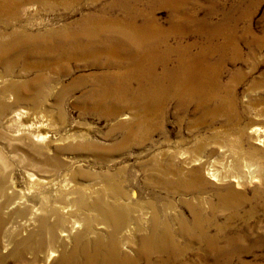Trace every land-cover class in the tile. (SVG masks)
Segmentation results:
<instances>
[{
    "label": "rangeland",
    "instance_id": "obj_1",
    "mask_svg": "<svg viewBox=\"0 0 264 264\" xmlns=\"http://www.w3.org/2000/svg\"><path fill=\"white\" fill-rule=\"evenodd\" d=\"M45 1L46 5L37 2L25 5L24 11H21V7L18 8L22 13V23L32 22L34 30L41 25L44 30L50 27L59 31L68 28L67 30L76 33L79 27L75 20L81 17V14L76 9L75 0ZM158 1L163 2V0ZM207 1L213 2L214 5L207 4ZM194 2L201 3L203 7L199 12L203 21L201 26L197 25V15L187 6L180 5L177 11L181 22H186L189 26L188 31H183L185 37L181 41L184 46L196 44L193 49L195 48L194 52H197L204 49L201 46L205 43L211 47L208 48L209 51L216 46L227 45L225 57L219 51L213 53V62H222L218 84H221L223 88L217 90L212 83H208L214 93L218 92V97L209 99L199 112H194L196 105L194 102L187 101L178 106L175 99L168 100V103L167 100L163 102L158 99L149 102L147 99L137 97L135 99L139 98L137 100L139 103L125 104L127 100L120 97L119 92L114 89H110L111 100L106 102L98 95L88 97L99 88V84L106 81L100 78V74L109 69L98 66L101 61H109L114 66L115 61L119 64L120 60H124L120 70L114 66L116 70L109 72H123L131 67L124 54H113L116 51H102L104 53L102 54V52L96 53L86 49V53L75 52V55H71L73 58L62 56L57 61L56 68H43L40 70L43 72H39V69L25 71L23 63L27 65L29 62H25V56L21 51H18L19 53L15 51L16 53L13 52L14 55L9 56L8 59L13 60L14 56L19 58L17 64L15 60L12 73L7 77L4 74L10 70L4 69L6 67L0 61V92L3 86L11 82L20 85L30 81L32 89L29 92L21 91L19 94L21 100L13 96L14 94L7 97L10 101L7 103L8 112L1 113L2 116H0V136L5 134L4 136L9 140L0 139V151L8 154L10 163L17 165L20 162L18 158H23L24 154H27L24 158L32 154L29 153L31 146L27 149L22 143V140H26L27 136L29 138V135L25 137L21 135L32 130L34 134L37 132L36 134L56 139L52 144L55 153L60 159L72 156L74 162L65 167L60 159L55 158L52 160L55 164L49 162L45 165L49 168L44 166L45 174L35 173V177L44 178L48 174L50 178L67 179L74 186L73 189L69 187L66 191L70 192L67 196H96L97 193L102 196L103 192V196H112L107 191V185L110 184L120 186L123 193L118 189L119 196H128L130 191L136 192L135 195L133 194L135 199L132 201L137 205L132 217L134 216L137 223L134 225L138 228L135 229L132 239L138 241L150 232V225L143 229L139 225L141 210L147 211L148 217L155 213L159 228L165 236L164 243L170 244L176 241L181 249H186L183 256L178 250H176L177 253L175 252V256H181L180 264H240L242 260L249 264H256L255 261L264 262V243L256 242L259 237L264 240V210L260 207L261 199H254V203H258L255 207L246 204L240 209L241 213L246 209L249 210L246 217L247 228L237 227L240 221L235 223L236 228L227 227L225 232L222 231L223 234L215 228L216 223L227 226V217L232 211L224 209L225 204L219 197L221 193L226 192L227 185H232L237 192L248 199L256 194L264 198V173L260 171V167L264 166V0H239L237 3L227 0L228 7L224 0H194ZM102 4L103 1L99 0L96 6H102ZM152 8L157 22L168 27L170 21L168 8L157 2L153 3ZM13 9L16 10L17 7ZM208 12H212V16L207 22L205 18ZM86 13H89L87 8ZM225 13L230 15L232 20H238L235 41L229 40L225 28L220 31L218 37L213 38L208 33L202 32V30L218 27L220 24L224 25ZM10 14L12 12L9 11L0 15V31L1 28H5L3 25L5 21L16 22V19L9 17ZM114 14H120L119 9L115 10ZM188 17L192 19L191 22L187 20ZM136 23L140 25L143 22L138 19ZM6 29L8 31L4 33L5 36L3 37L0 33V38L9 40L11 36L9 32L12 29ZM15 29L16 34H20L19 25ZM164 38L167 46H172L178 40L174 37L165 36ZM234 43L236 44L233 47ZM179 53L180 48L174 45L175 59H178ZM43 55L38 59L29 57V60L35 59L36 65L40 67L41 61L54 57L49 54ZM40 75L42 79L39 83L37 77ZM136 83L137 81H133L132 85ZM136 86L138 83L135 89ZM171 87L168 85L167 91H170ZM188 88L196 92L201 99H206L195 86ZM19 106L27 110L28 114L23 117L14 115L13 111ZM253 129L257 131L254 132ZM63 138L68 141H59ZM78 139L81 140L78 141ZM49 140L47 143L50 142ZM16 142L17 146H15ZM65 143L71 145L63 149L62 146ZM11 146L12 148H8ZM18 150L20 153H17ZM99 156L102 160L96 161ZM191 159L194 161L193 164H189ZM15 165L10 172V180L13 181L14 187L8 189V196H32L33 192L38 193V190L40 191L38 196H45L48 193L51 194L50 196H64L60 193L62 187L58 183L55 185L54 182L51 187H44L48 190H41V187L38 188L36 185L38 180L34 176L31 179L27 171ZM55 165L61 167L57 168ZM214 167H217L222 175H236L240 182H235L233 179H231L232 183L229 179L208 181L209 179L205 178L206 172ZM112 173H118V175L107 180L108 174ZM194 173L212 184L202 187L204 190L195 195L187 194L185 187H192L194 183H197L190 176ZM86 186L89 187L87 191ZM136 199H139L138 202ZM91 201L89 206L95 207L91 205ZM6 202L8 203V200ZM210 203L215 204V208H212ZM196 208H198L197 214ZM11 211L8 212L12 213V216L4 213L1 217L0 244L3 242L7 245L8 239L15 241L19 236L27 235V232L22 230L23 220L16 213V208ZM128 215L129 211H125L123 218L127 219ZM200 216L207 219H203L200 224L204 231L209 228L211 233L221 234L217 251L212 252L210 247L207 248L199 242H192V236L196 233L194 221ZM75 218L81 220L80 214L74 216ZM185 227L190 228V235L183 234ZM236 232L238 233L233 242L225 238ZM235 236L232 235V237ZM73 246L74 244H71L69 249ZM15 247L16 242H13L8 250L2 252L0 249V264H29L27 261L29 254L19 257L15 254ZM153 258L157 260L160 256L156 254ZM138 264L143 262L140 261Z\"/></svg>",
    "mask_w": 264,
    "mask_h": 264
},
{
    "label": "bare ground",
    "instance_id": "obj_2",
    "mask_svg": "<svg viewBox=\"0 0 264 264\" xmlns=\"http://www.w3.org/2000/svg\"><path fill=\"white\" fill-rule=\"evenodd\" d=\"M62 1L66 2V0ZM98 1L99 0H75L76 9L77 11H80L79 14H81V17L75 20L79 28L76 33H73L67 30L68 28L59 31L55 29L53 30L50 27L45 28L44 30L41 25L34 30L32 22L24 21L25 23H22L21 18L23 19V17H21V11L26 9L24 6L33 2L46 5L45 0H1L0 15L5 14L6 12L9 13L10 11L12 14H10L9 17L16 19V22L12 20L5 21L3 24L5 25V28H1L2 30L0 31L1 35L4 37V33H6L7 30L6 28L12 29L9 32L11 34L9 40H5L7 38L4 39L3 37V39L0 38V61L5 65L6 68L4 69H7V71L10 70V72H4V75L7 77L12 73V67L14 66L15 60V64H17L18 56L20 54L17 56L18 58L14 56L13 60H11L12 58L8 59L9 56L14 55L12 53L15 51H21L25 56V62H29L27 65L23 63L25 71L28 69H39V72H43L40 71L43 68L55 67L57 61H59V58H62V56H70L73 58L71 55H75V52L86 53V49L96 53L102 51H116L113 54H124L128 62L131 64V67H128L127 70H123V72H109L116 70L114 66H117L119 68L117 70H120L121 65H124V63L122 64L124 60H120L119 64H116L115 61L114 66L109 61H101L98 66L108 67L109 69L100 74V78H104L106 81L99 84V88L93 91V93L95 92V95L92 93V95L90 94L88 97H96L98 95L100 98L104 99V102H106L111 100V94H109L111 92L110 89H114L119 92V95H121L120 97L127 100L125 104L139 103L137 100L140 97L147 99L149 102L158 99L163 100V102L164 100H167L168 102V100L175 99L174 101L178 106L187 101L189 103L194 102L196 104L194 108L195 113L199 112L209 99L218 97V92L214 93L212 87L208 84L212 83L217 90L223 88L221 84H218L220 82L218 76L221 73L222 62H213V53L219 51L225 57L227 45L217 47L211 40H208V42L211 41L216 48L209 51L208 48L211 47L207 46L205 43L201 46L204 48L203 50L194 52L195 48L193 49V46L196 44L184 46L181 41L182 38L185 37L183 31H188L189 26L186 25V22H181L179 18L177 14L179 6L185 5L195 13L197 15V25L201 26V23L203 22L199 15L200 10L203 9L201 3L197 4L194 0H163V2L158 0H100L103 1L102 6H96ZM224 1L227 6V0ZM238 1L239 0H232V3H237ZM156 2L167 7V10L170 12L168 27L160 25L154 16L152 5ZM207 4L214 5L211 1H207ZM13 7H17V9L15 10ZM20 7L21 11L18 9ZM86 8L89 9V13H86ZM117 9H119L120 14H114V11ZM210 16H212V12L206 14L205 21L208 22ZM224 16L226 18L224 25L220 24L218 27L202 30V32L208 33V35L213 38L218 37L220 31L225 28L228 37L230 38L229 40L235 41L237 37L238 20H232V17L226 13ZM138 19L143 23L138 25L136 23ZM187 20L189 22L192 21L190 17H188ZM17 25H19L20 34H16L15 28ZM46 26H48V24ZM165 36L178 38V40L176 43H173L172 46H167L164 38ZM235 44L236 43H234L233 47ZM174 45H177L180 48L178 59H175L173 55ZM43 54H49L54 57L41 61V66L39 67L36 65L37 62L35 59L44 56ZM102 54L104 53L102 52ZM29 57H34L35 59L29 60ZM202 60H205L206 62H203ZM40 79H42L41 75L37 77V82L40 83ZM133 81H137L138 83L136 89L134 87L137 83L133 86ZM168 85L172 86L170 91H167ZM192 85L195 86L199 92H202L206 99H201L196 92H193L188 88ZM3 87L2 92H0V116H2L1 113L4 114V112H8L7 103L10 99L7 97L14 94L13 96L17 97L18 100H21L19 97L21 91L29 92L30 89H32L30 81H25L20 85L11 82ZM137 97L139 98L135 99ZM13 113L14 115L23 117L25 114H28V111L19 106L13 111ZM15 118L16 117H14V119ZM252 131L255 132L257 129H253ZM36 133L34 134L32 130H29L26 134L21 135L22 137H25L27 134L29 135V138L27 136L26 140L23 138V140L20 139L27 149L31 146L29 153L31 152L32 154H30V156L28 153L29 156L25 158L24 156L27 154H24V156H22L23 158H18L20 162L16 164L23 170L27 171L31 179H33L32 177L34 176V178L38 180L36 184L38 188L41 187V190H43L44 187H51L55 182V185L58 183L59 186L62 187H59L62 189L60 193L64 194V196H50L51 194L49 193L45 194V196H38V193L40 192L39 190L38 193L32 191V196H8V189L14 187L12 185L13 181L10 180V172L15 164L13 165L12 162L10 163V160L8 159L9 156L7 157L8 154L6 155L4 152L0 151V226L1 217L4 216V213L12 216V213L8 211L16 208V213L23 220L21 223L23 226L22 230L27 232V235L25 236H19L17 239L14 238L15 241L6 239L8 241L7 245L1 242L0 249L2 252L8 250L10 245H12L13 242H16L15 254H18L19 257H24L25 254H29L28 259L26 258L29 264H138L140 261L143 262V264H180V258L185 254L186 249H181V246L178 245L179 243L176 241L170 244L164 243L165 236L159 228L155 213L148 217V212L141 210L139 213V225H141L142 229L150 225V232L141 237L138 241L132 239L135 229L137 230L138 228V226L136 228V225H134L136 223L134 216L132 217L137 205V203H133L132 201L135 199L133 194L135 195L136 192L130 191L131 193L128 196H119L118 189L123 193L120 186L109 183L110 185H107V191L112 196H103L104 192L102 193V196L99 193H97L96 196H67V194L70 193L69 191L66 192L69 187H71V189L74 188L72 183L67 179H64V181L53 176H51L53 178H50L47 176L48 174L45 175L44 178L35 177V173L38 174L45 172L44 168L46 167V163L50 162L55 164L52 160L55 158L60 159L55 153V150L52 149V144L56 139H51L48 138L47 135ZM4 135L0 136V139L3 138L2 140L8 141L9 139ZM16 136L17 135H15V137ZM48 139H50L49 143H47ZM61 140L65 141L67 139H59V141ZM80 140L81 139H78V141ZM257 140H259V138H257ZM15 144V146H17V142ZM70 145V143H65L62 148L64 149L66 146ZM8 148H12V146ZM18 152L19 150L17 153ZM12 156H14V154ZM186 157H188L187 154ZM73 159L72 156H66L60 160L66 167L68 164L74 162ZM99 159L102 160V157H97L96 161H99ZM198 160L201 161V159ZM193 163L194 161L191 159L189 164ZM260 165L261 164H259V166ZM55 166H57V168L61 167L60 165ZM16 171L18 170L16 169ZM29 171L33 172L31 173ZM260 171L264 173V166L260 167ZM52 173L53 172H51V174ZM206 174L207 176H205V178H208V181H210V179L214 181L233 179L235 182H240V179L238 180V178L235 177L236 175L220 174L217 167L208 169ZM108 175L109 177L107 176V180L112 179L118 175V173ZM190 176H192L197 183H194V186L192 187H185L187 194L195 195L205 186L212 184V182L208 183L204 177L197 173H194L193 175L191 174ZM57 179L59 180L56 181ZM191 182L193 183V181ZM88 188L89 187L86 186V191ZM225 191L226 192L221 193V196L219 197L225 204L224 209L232 211H230L231 214L227 217V226L219 223L215 224L217 231L220 230L221 232H225L227 227L236 228L235 223L237 221H240V225H237V227L239 226L240 229L247 228L248 221L246 217H248L247 213L249 210H243L244 212L241 213L240 209L246 204L250 207H255L258 203L255 204L254 199H261L260 207L264 210V198H261L260 194H256V196L248 199L237 192L232 185H227ZM6 199L8 200V203L6 202ZM138 200L136 199L137 202ZM89 201H91V205L95 207L89 206ZM211 206L212 208H215V204ZM84 209H86V211ZM125 211H129L127 219L123 218V213ZM78 213L81 216V220H78L77 218L74 219V216ZM195 213H198V208L195 209ZM86 216H88V219H86ZM203 219L207 220L203 216H200L194 221L196 233L192 236V242H199L207 248L210 247L213 250L212 252L217 251L218 239L221 237V234H213L210 232L209 228H206L204 231L202 227H200ZM12 223L14 222L12 221ZM190 232L191 230L188 227L183 229L184 235H190ZM237 233L238 232L232 235L235 236ZM232 235L230 237L225 236V238L233 242L236 236L232 237ZM256 242L258 244H263L264 240L259 237ZM71 244H74V246L72 249H69ZM176 250H178L181 256H175ZM156 254H159L160 259H157V257V260H154L153 256ZM255 263L264 264L263 261H255ZM240 264L249 263L242 260L240 261Z\"/></svg>",
    "mask_w": 264,
    "mask_h": 264
}]
</instances>
